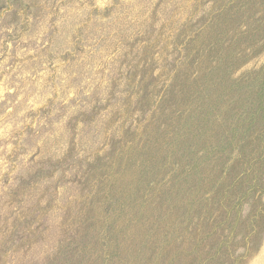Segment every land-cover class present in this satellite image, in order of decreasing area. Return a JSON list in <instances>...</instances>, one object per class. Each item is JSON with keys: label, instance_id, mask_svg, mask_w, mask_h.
I'll use <instances>...</instances> for the list:
<instances>
[{"label": "trees", "instance_id": "trees-1", "mask_svg": "<svg viewBox=\"0 0 264 264\" xmlns=\"http://www.w3.org/2000/svg\"><path fill=\"white\" fill-rule=\"evenodd\" d=\"M175 4L182 21L158 8L120 40L135 58L64 126L59 176L8 179L0 264L246 263L237 233L264 194V0Z\"/></svg>", "mask_w": 264, "mask_h": 264}, {"label": "rangeland", "instance_id": "rangeland-1", "mask_svg": "<svg viewBox=\"0 0 264 264\" xmlns=\"http://www.w3.org/2000/svg\"><path fill=\"white\" fill-rule=\"evenodd\" d=\"M177 2L23 0L19 9L0 12V193L15 187L8 181L14 173L37 169L59 176L67 149L64 126L99 94V80L101 85L107 73L121 75L125 61L135 58L129 49L121 55L120 40L135 34L143 18L158 8L159 23L182 21L185 14ZM260 199L250 196L237 233L238 240L246 236L250 241L245 264H264V194ZM6 203L0 214H7ZM54 217L57 221L55 209ZM8 224L0 226V243L6 242ZM33 249L40 252L43 245Z\"/></svg>", "mask_w": 264, "mask_h": 264}]
</instances>
